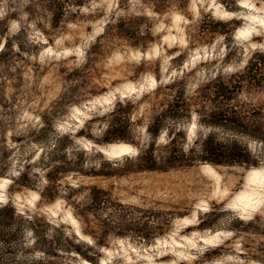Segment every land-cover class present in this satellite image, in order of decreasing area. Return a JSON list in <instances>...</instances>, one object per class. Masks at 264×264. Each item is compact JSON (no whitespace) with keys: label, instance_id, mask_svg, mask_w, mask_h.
<instances>
[{"label":"rangeland","instance_id":"obj_1","mask_svg":"<svg viewBox=\"0 0 264 264\" xmlns=\"http://www.w3.org/2000/svg\"><path fill=\"white\" fill-rule=\"evenodd\" d=\"M204 26L225 29L226 38L203 32ZM4 41L24 47L0 59V121L8 124L0 140L13 148L14 170L39 152L28 135L48 119L57 133L70 136L74 150L86 151L89 172L101 166L97 152L129 157L111 166L116 174L110 177L61 174L53 201L0 178L1 202L75 233L97 258L64 262L264 264V145L208 127L196 112L204 105L198 86L264 55V0H0V49ZM180 91L188 117L185 111L176 118L163 114L153 144L158 165L166 167L138 170L139 152L153 141L146 126ZM60 96L62 103L54 104ZM234 96L250 121L264 122V88L244 85ZM127 116L130 140L106 142V122ZM209 133L243 141L257 164L202 161L199 144ZM72 153L67 160H75ZM93 186L106 192L97 208L88 199ZM126 227L134 229L132 236Z\"/></svg>","mask_w":264,"mask_h":264},{"label":"trees","instance_id":"obj_2","mask_svg":"<svg viewBox=\"0 0 264 264\" xmlns=\"http://www.w3.org/2000/svg\"><path fill=\"white\" fill-rule=\"evenodd\" d=\"M212 21V20H211ZM214 22V21H212ZM217 26L225 24L216 21ZM108 26V24L106 25ZM226 26V25H225ZM122 31L123 23H119ZM202 31L221 34L226 38L225 29L217 27H202ZM232 31V29H230ZM122 35V33H119ZM119 35V37H120ZM125 40L131 38L130 35H123ZM231 37L226 40L230 41ZM103 36L98 37L94 44L86 51L85 63H87L89 54L92 50L100 46ZM110 41H108L109 43ZM23 50L21 42L4 41L0 49V59L6 60L7 55L12 52V48ZM177 56L174 60H180ZM248 85L251 88H264V55H256L250 58L241 71H236L227 76L220 72L215 73L208 78L205 83L198 86V95L204 104L201 108L196 105L201 123L213 129H221L232 135L249 137L259 141L264 145V122H252L247 115L240 111L233 103L236 98L235 92ZM184 91L174 95L166 106V109L158 115L152 116L151 121L146 126V130L153 138V141L138 154V159L143 161L138 170H164L166 167L159 166L158 156L154 153V140L164 127L162 119L163 114L168 113L174 118L175 112H187L188 102L184 97ZM63 96H60L54 104L62 103ZM55 113V111L50 112ZM128 115V114H127ZM7 125L0 121V135L7 129ZM180 131V129H178ZM130 116H127L122 122L118 118H112L106 122L104 135L106 142L130 140ZM28 141L40 148L36 154H28L16 165L17 169L11 167L10 158L13 155V148H7L1 145L0 140V178H7L11 186L20 189H32L47 201H53L59 194L58 181L60 175L66 172L76 173L82 176L110 177L116 173L112 171L111 166L118 161L127 160L128 156L120 159H109L101 152L97 155L101 158L99 169L89 172L85 169L84 150H74V143L68 134H59L56 132L54 122L41 121L40 126L28 135ZM74 151L75 160H67L69 151ZM68 152V153H67ZM181 156H184L182 150H179ZM200 159L213 165L221 164H247L253 166L257 161L251 159V154L243 141L236 139H226L217 137L209 133L199 144ZM160 159V158H159ZM32 162V164H31ZM174 162L168 166L175 167ZM32 167H36L33 169ZM37 170V171H35ZM41 179L45 184L40 187ZM89 204L96 208L100 203H105L106 192L96 186L91 188L88 195ZM91 210V207L89 208ZM93 209V208H92ZM92 212V211H91ZM94 216V213L92 212ZM126 233L129 236L135 232L132 227H126ZM145 236V235H144ZM94 240V233H90ZM91 247L81 242L77 235L68 232L62 226H52L46 220L36 218L19 211L12 202L0 201V264H71L64 262L63 257H80L90 263H96L97 258L90 255Z\"/></svg>","mask_w":264,"mask_h":264}]
</instances>
